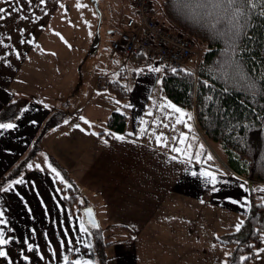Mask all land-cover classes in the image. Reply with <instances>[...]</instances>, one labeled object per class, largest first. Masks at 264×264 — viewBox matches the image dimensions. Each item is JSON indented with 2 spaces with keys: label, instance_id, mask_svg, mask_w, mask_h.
Segmentation results:
<instances>
[{
  "label": "crops",
  "instance_id": "1",
  "mask_svg": "<svg viewBox=\"0 0 264 264\" xmlns=\"http://www.w3.org/2000/svg\"><path fill=\"white\" fill-rule=\"evenodd\" d=\"M22 2L27 5V0ZM61 2L68 9L66 13L56 0H47L49 13L44 15L38 0H33V9L41 15L39 22L18 20L14 18L15 14L7 18L6 23L0 22V39H6L4 34L11 31L13 43L24 53V57L19 60L11 55V66L0 62V110L13 101L15 109L29 105L23 115L18 113L15 116H19V126L16 129L0 130V178L23 155L31 138L42 131L46 133L44 137L56 140L54 147L63 155L62 162L58 163L68 174L64 176L65 179L80 190L86 206L97 208L103 225L119 224L132 231L129 242L108 245L104 255L105 264H220V261L226 259L223 253L230 252V246L217 242L214 236L233 231L232 225L236 218L241 216L245 220L249 210L223 199L225 193L244 194L239 188L241 176L231 175L233 172L222 159L217 165L205 160L201 164L194 158L189 163L187 157L172 150V145L180 146L178 142H171L168 147L159 146L146 139L152 134L147 130L143 136H129L125 141L111 137L108 139L109 144L104 145L95 135L72 128L73 123L86 126L79 119L84 115L94 122L93 131L102 130L95 123L107 118L111 110L106 116L104 109L108 110V106L114 102L111 99L113 95L108 91H100L98 94L97 78H114L113 73H117L120 78H124L127 73L134 75L133 67H138L139 64L144 66L145 63L141 57L126 58L110 50L109 40L123 26V21L111 25L112 21H109V16L104 12V23L99 26L103 34L94 46L97 13L92 3L89 5L87 0H82L87 7L77 9L76 0ZM5 3L11 5L12 0H0V6ZM102 6L104 9V5ZM119 6L127 9L124 11L127 16L133 13L132 0H119ZM25 12L27 13V9ZM62 15L71 19L73 24L62 20ZM84 19L91 23L85 25ZM40 23L56 28L72 47L64 45L47 28L41 29ZM17 25L26 27L40 45L49 51L39 52L35 45H19ZM89 30L92 35H88ZM101 39L106 41L111 67H97L94 70L85 66V62L87 57L93 56L99 49L100 54L103 52ZM53 52L56 54L53 55ZM121 58L126 62H121ZM128 63L131 66H125ZM88 70L94 73V82L91 90L85 92L84 100L78 104L77 97L88 76ZM40 100H51L46 102L51 107L44 108L39 103ZM55 114L61 115L58 122L42 129L43 123ZM136 117L131 119L132 126L126 118V133L140 130ZM32 119L37 120L36 125L29 123ZM64 119L69 120L67 125L62 123ZM175 156L180 158L173 159ZM201 157L204 159L202 154ZM213 165L216 166L215 169L212 168ZM201 167L223 170L228 175L222 179L231 183L217 185L221 189L220 193L211 192L206 178L191 175L193 170L198 172ZM20 174L24 175L26 181H36L34 186L29 183L16 186L28 202L27 205L15 191L0 192V208L5 210L9 220L6 231L10 229L9 234L20 238L8 246L15 264H25L18 256L20 248L24 247L22 241L25 236L40 245L46 258L50 256L48 240L52 242L53 248H57L58 254H65L64 249L58 248V243L64 238V228H78L79 210H67L62 195L55 192L61 181L55 179L50 170L40 172L32 169L28 172L20 171L18 175ZM260 185L262 184L257 187ZM255 194L264 198V192L256 191ZM54 196L61 201L60 208L53 200ZM41 199L44 204L40 203ZM45 206L48 209L47 215ZM28 208L32 211L29 212ZM68 213L72 215L71 222L68 220ZM94 216L96 218L95 212ZM32 228L37 231L35 237H31ZM45 232L48 233L47 240ZM77 234L86 237L92 244L91 235L75 231L71 233L73 237ZM213 244L215 247H212ZM76 246L81 248L79 255L95 260L91 255L92 250H88L86 245ZM259 247L264 248V244L260 243ZM28 254L32 258L31 264H45L34 252ZM66 254L70 257L74 255L72 252ZM0 264H6L3 258H0ZM52 264H58V260H53ZM250 264H264V254L260 260L253 258Z\"/></svg>",
  "mask_w": 264,
  "mask_h": 264
},
{
  "label": "trees",
  "instance_id": "2",
  "mask_svg": "<svg viewBox=\"0 0 264 264\" xmlns=\"http://www.w3.org/2000/svg\"><path fill=\"white\" fill-rule=\"evenodd\" d=\"M200 2L202 0H158V20H167L179 32L202 47L200 61L194 73L179 71L181 68L176 73H171L167 71L169 66L165 65L162 91L174 103L191 111L194 122L206 139L221 147L228 169L248 181L252 207L248 210L242 229L217 234L214 240L230 246L232 256L227 257L230 264H250L254 257H249L244 262H241L239 257L250 252L253 245H260L257 233L258 230H264V207L258 203L262 197L257 196L253 189L258 184H264V127H261L264 125V90L259 88L264 80V17L253 13L250 20L246 21L248 26L236 43L237 63L245 74L257 82L258 90L253 96L242 84L223 79L219 69L223 68L228 60L225 53L227 43L214 31L210 17L204 16L199 9L188 6ZM204 80L211 83L204 85ZM96 88H107L116 99L122 102L127 100L128 92L118 79L110 80L100 76L96 80ZM225 88L229 89L226 93ZM15 106L12 102L5 105L0 110V120L14 119L19 113V107L15 109ZM60 116H51L50 120L48 119L50 123L45 127L57 123ZM125 123L126 116L113 109L105 120V127L126 133ZM99 132L103 135L102 130ZM33 155L34 152L27 158ZM24 161L25 158L8 169L1 176L0 183L17 176ZM56 165L61 175L68 176L65 169L58 163ZM70 184L71 188H64L62 183L58 185L69 195V199H64L61 194L67 210L72 212L79 210L75 206L78 205L81 193L75 184ZM104 229L108 232L98 233L94 241L95 248L102 253L105 246L115 242H129L132 237V231L123 225L109 223ZM105 260L103 253L102 264H105Z\"/></svg>",
  "mask_w": 264,
  "mask_h": 264
},
{
  "label": "snow or ice",
  "instance_id": "3",
  "mask_svg": "<svg viewBox=\"0 0 264 264\" xmlns=\"http://www.w3.org/2000/svg\"><path fill=\"white\" fill-rule=\"evenodd\" d=\"M39 6L41 8V11L44 15H47L49 13V8L47 7V0H38ZM56 3L60 5V8L63 12H67V7L61 2V0H56ZM33 0H27V5H25L22 0H12V4L5 3L4 6H0V22H5L7 18L13 17L18 20H24V21H36L39 22L41 20V15H38L37 12L32 7ZM189 7H194L196 9H199L204 16L210 17L213 22L214 31L216 34L225 39L227 46L225 48V53L228 55V60L225 63V66L223 68H220L219 71L223 74V79L229 82H235L242 84L246 90L250 92L253 96L257 93V82L254 79H251L247 74H245L240 65L237 63L238 56L236 55L237 48L236 43L239 40L243 30L248 26L246 21H249L253 13H258L259 16L264 17V0H202V2L197 3L195 5H188ZM75 7L77 9H83L87 7L86 3H83L82 0H76ZM25 9H27V13L25 12ZM95 14V13H94ZM83 15V13H81ZM62 20H66L68 24H73V21L71 19H68L66 16H61ZM83 23L85 25H89L91 22L87 19L83 20ZM216 25H222V28L215 27ZM79 27V25H76ZM39 27L41 29L47 28L48 31L55 34L64 45H66L68 48L72 47V44L68 41V39L56 28L49 27L43 23L39 24ZM16 34L18 37V44L24 45V46H31L35 45L36 50L39 52H47L48 49H45L42 47L38 40L34 36H32L29 33V30L26 27H21L17 25L16 27ZM6 39H0V62H2L3 65L11 66L12 60L9 58L11 55H14L17 60L22 59L24 57V53L20 51L19 47L12 41V33L11 31L6 32L5 34ZM88 35H92L91 30H89ZM53 55L56 53L53 52ZM144 55H147V53H144ZM30 59V57H28ZM119 63V61H117ZM166 66L163 64H152V63H146L143 68L136 67L133 69L134 73L139 75L145 70H147L149 73H155L160 76V78H157L155 81V84L157 86H160L161 91L163 87V79L162 76L165 72ZM167 71H170L171 73H176L178 71L177 67H167ZM179 71H182L184 73H192V69L184 67L179 69ZM117 73H113V76H116ZM204 85H209L211 82L209 80H204L202 82ZM124 90L127 92L133 91L132 87L128 84H123ZM259 88L261 90H264V80L259 85ZM98 94L100 91L107 92L108 89H98ZM153 91H156L154 88ZM229 89L225 88L224 92H228ZM212 97H208V99H211ZM115 105H117L114 108L115 112L123 113L125 116L128 115V113L125 111V109H132L134 105L131 102L127 101H121L119 99H116L115 97L111 98ZM149 100H152L153 103H157L154 97H149ZM14 103V101H13ZM39 103L43 105L44 108L48 109L51 107L50 104L46 103L44 100H40ZM159 108L161 110L165 109H171L172 111L165 113V118L171 117L173 115V112L178 114L176 115L175 119L177 123H183L184 126L188 129H192L193 125L189 123L192 119V114L188 112L184 107L178 105L177 103H174L171 99H169L168 96H163L159 101ZM29 109V105L25 104L23 107L19 108V113L23 115L27 110ZM148 115H152V109L149 107ZM19 119V116L15 117V119H4L0 120V130L8 131V130H14L19 125L17 123V120ZM81 121L84 122V125L82 126L80 123H73L71 124L72 128L79 129L86 133H91L92 135H95L99 138L100 142L104 145L109 144V140L106 137H112L115 140L118 141H125L128 139L129 136H143L145 134V131L153 132V129L148 127L147 121L137 116L136 119L139 121V128L140 130L132 133L131 131L127 133H122L119 131H113L109 127H105L104 125H101V129L103 132V135L99 131H93V124L94 122L84 115H81L79 117ZM30 124L36 125L37 120L32 119L29 120ZM63 124H68L69 120L64 119L62 120ZM162 121L159 118L153 119L152 124H160ZM169 127H174V125L169 124ZM59 127V125H57ZM261 127H264V125H261ZM2 134V133H0ZM155 135V143L160 145H166L167 144V137L164 132H154ZM188 133L187 132H181L178 137H171V139L178 140V143L180 146L172 145V150L176 153H179L183 157H187L189 163H191V160L194 158L197 161H199L201 164L205 163L204 159L201 157V151L204 149V145L201 143L198 145V147L193 150V145L191 143H188L187 141ZM193 139H196L193 137ZM43 160L41 162L36 161H27L26 167L28 169H37L40 172H44L46 170H50L51 174L54 176L55 179L61 181L64 185V188H71L72 184H70L68 179H65L63 175H61V172L53 166V164L48 159L47 153H42ZM173 159H179L180 156L172 157ZM207 159L212 160L213 156L209 152L207 153ZM46 166V168H45ZM213 169L216 168L215 165L212 166ZM187 171V169H185ZM191 175L206 178L207 183L211 186V192L213 193H220L221 189L217 187L219 184H227L231 183V181L227 179H222L223 177H226L228 174L225 173L223 170L216 171L211 170L208 167H201L199 171L193 170L191 172ZM231 175L235 176V173H232ZM241 182L239 183V188L243 190V195H233L225 193L223 194V199L226 201H229L235 205H238L244 209H250L252 207V204L250 202V197L248 195L249 191L251 189L247 187L248 181L244 180L242 177L239 178ZM26 183L32 184L33 186L36 184V181H26L23 174L17 175L14 178H7L3 181L2 184H0V192H8V191H15L16 194L20 197L22 201H24L25 205H27V201L24 199V196L17 190V185H25ZM255 191L258 192H264V184L258 186ZM55 192L57 194H63L64 199H69V195L67 193L63 192V189L56 188ZM39 195V193H37ZM53 200L56 201L57 207H61V201L57 200V198L54 196ZM203 202V201H202ZM41 204H44L43 199L40 201ZM83 203V201H81ZM258 203L264 207V198H261ZM28 211L31 212L32 209L28 208ZM84 212L87 214V219L84 217L78 218V228H64L63 229V237L59 240L58 248L64 249L65 254L60 255L58 254L57 248L52 247V242L50 240L47 241L48 245V253L50 254L49 257L46 258L45 253L41 250V247L37 243H33L30 240V237L25 236L23 238V245L24 247H21L18 256L22 258V260L25 262V264H31V256L28 253H35L36 256L39 257L40 260H44L45 264H52L53 260H58V264H97V262L94 259L88 258L86 256L79 255L81 252V248L77 247L76 245H86V248L90 250L92 248V244L89 243L86 239V237H80L78 234L73 237L71 233L73 231L77 233H84L86 236L91 235L90 228H99L100 225L95 219L93 209L91 207H87L84 209ZM48 214V209L45 206V215ZM68 220L71 222L72 215L71 213H68ZM245 223L244 219L241 216H238L236 218V222L232 225L233 229L235 231H240L242 229L243 224ZM9 225V220L5 214V210L0 208V258H3V260L6 262V264H15V261L10 254L8 246L18 241L20 238L15 237L11 234H9V231H6ZM37 235V231L35 228L31 229V237H35ZM215 235V234H214ZM258 238L261 244H264V230H258ZM44 237L47 240L48 233H44ZM217 239L219 237L217 236ZM239 243V241H237ZM71 246V247H69ZM212 247H215V244L212 245ZM67 252H72L74 255L73 257H70L67 255ZM262 254H264V248L259 246H252V250L250 252H247L244 255H241L239 257V260L241 262L246 261L249 257H254L257 260H260L262 257ZM224 257L226 259H223L220 261V264H230L227 257L232 256L231 252L225 251L223 253Z\"/></svg>",
  "mask_w": 264,
  "mask_h": 264
},
{
  "label": "rangeland",
  "instance_id": "4",
  "mask_svg": "<svg viewBox=\"0 0 264 264\" xmlns=\"http://www.w3.org/2000/svg\"><path fill=\"white\" fill-rule=\"evenodd\" d=\"M87 1H88V4L90 5L91 4L90 1L89 0H87ZM155 1H156L155 7L157 5V7H156V9H157L158 8V0H155ZM102 5H104V9H103ZM98 6H99L101 13H103L101 15V20H100L101 24L100 25H102L104 23V14L105 13H107V16H109V19H110L109 21H112L110 23L111 25L114 22L118 23L119 21L120 22L123 21V23H124L125 17L127 16V13H124V11H126L127 9L126 8L121 9V7L119 6V0H98ZM96 22H97V20H96ZM118 24H120V23H118ZM121 28L117 29V31L121 30ZM95 30H96V24L94 27V32H95ZM99 33H100V36H102V34H103L102 28L99 29ZM100 46H102L103 52L100 54L101 50L99 49L97 52L93 53V56L87 57L86 62H85V66L90 67L94 70L97 67H104V68H110L111 67V64L108 60V56H110V53L108 52L106 41H103V39H101ZM193 49H195L196 51L199 52V58H197V61H198L197 62L196 56L192 57L191 62L188 63L187 68L192 67L193 68L192 72L197 68V65L200 61V55L202 52V47H200L198 42L194 41L193 42ZM121 62L124 63L126 61L121 58ZM125 66H131V64L128 63ZM138 67L142 68L143 66H142V64H139ZM133 68L135 69L136 67H133ZM93 74L94 73L91 70H88V76L83 83L82 89L80 91L79 97H77L76 103H78V104L81 103V101L84 100V98L86 97L85 92L91 90L93 82H94ZM133 74L134 75H132V73H127L124 78L123 77L120 78V76H117V75L114 76V78L120 80L123 84L126 83V84L130 85L133 89V91L128 92L127 102H131L134 105V107L132 109H125V111L128 113L126 118H127V121H128L130 126H132L131 119L134 120L135 116L139 115V117L144 118L148 123V127L153 129L152 134L149 135L150 137L149 136L146 137L147 140L155 142L154 132H164L165 133L166 137L168 138L167 144L166 145L157 144V145L162 146V147L170 146L171 142H172V144H173V142H178V140L171 139V137H178L181 132H187L188 133L187 141H188V143H191L193 145L194 150L198 147L199 144L202 143L204 145V149L201 151V154H202L205 161L214 162L217 165V164L221 163V159L224 160V155H223L221 147L218 144L210 142V141H208V139H206V137L198 129L193 118L190 121H188L189 123H191L193 125L192 129L186 128L183 123H177L175 117L178 114H176L174 112H173V115L171 117H168L167 119L165 118V113L170 112L172 110L171 109L161 110L159 108L158 101L163 96H165V94L163 91H161L160 86H157L155 84L156 79L160 78L158 74L149 73L147 70H145L144 73L139 74V75H137L135 73H133ZM114 78L111 76L108 77V79H110V80H113ZM131 78H132L133 82L131 81ZM154 88L156 89V91H153ZM150 96L154 97L155 100L157 101V103L154 104L152 100H149ZM105 99H107V96L105 97ZM44 101L49 102L51 100H44ZM105 103H107L106 100H105ZM116 106L113 103H111L108 106V110L104 109V114H106V116H107V113L110 110L114 109ZM149 107H151V109H152V115L151 116L148 115ZM138 109H141V110L138 111ZM186 110L191 113L190 110H188V109H186ZM156 118H159L162 121V123L155 124V125L152 124V120L156 119ZM48 119L50 120V117ZM48 119L46 120L47 122L45 121L43 123L42 129L44 128V126H46L50 123V121ZM105 120H106V118H102V119L96 121V123H95L96 126L97 127H101V125L105 126ZM169 124L174 125V127H169L168 126ZM45 134L46 133L39 131L35 135V137L31 138V140L28 144V148L25 150L23 155L13 165H15L17 162H19L25 158V161L22 165L21 171L28 172L32 169H28L26 167V162L27 161L41 162L43 160L42 153H47L48 159L53 164V166L57 168L56 163H58V161L62 162L63 155H60L58 153L59 149L54 147L56 140L50 139L48 136H47V138L44 137ZM193 137H195L196 139H193ZM33 152H34V155L31 158H27V156L32 155ZM209 152L213 156L212 160L207 159V153H209ZM13 165H11V167ZM11 167H9L8 169L10 170ZM45 168H46V166H45ZM8 169L4 172V174L8 171ZM63 187H64V185H63ZM253 189L255 191L256 186ZM255 193H256V191H255ZM81 201H83V203H81ZM75 207H77L79 209L80 217H84L86 219L84 209L87 208V206H86L85 198L83 197V195L78 197V205ZM93 211L95 212V215H96L95 219L99 223L100 227L98 229L97 228H93V229L90 228L89 229L91 232V237H92V248L90 249V250H92V252L91 251L90 252H91V255L94 256L97 264H102L103 263L102 254L104 253V255H106L105 251L107 252L106 248L108 246H105V248H104L105 251H103V253L100 250L96 249L95 245H94L95 235H97L98 233L105 234L108 231L106 229H104V225L102 223L103 221L101 220V218L99 216L100 214L98 213L97 208L96 209L93 208ZM71 257H73V256H71Z\"/></svg>",
  "mask_w": 264,
  "mask_h": 264
},
{
  "label": "built area",
  "instance_id": "5",
  "mask_svg": "<svg viewBox=\"0 0 264 264\" xmlns=\"http://www.w3.org/2000/svg\"><path fill=\"white\" fill-rule=\"evenodd\" d=\"M155 2L132 0L133 13L125 18L121 30L110 39L109 48L126 58L141 57L145 64L187 67L192 57L196 56L197 61L199 52L193 49L192 39L181 34L167 20H158Z\"/></svg>",
  "mask_w": 264,
  "mask_h": 264
},
{
  "label": "water",
  "instance_id": "6",
  "mask_svg": "<svg viewBox=\"0 0 264 264\" xmlns=\"http://www.w3.org/2000/svg\"><path fill=\"white\" fill-rule=\"evenodd\" d=\"M89 1L92 3V5H93V7H94V9H95V11L97 13V22H96V30H95V41H94V46H96L97 42L99 41V36H100V34H99V26H100V20H101V11H100L99 6H98V0H89ZM85 216H86V219H87V214L86 213H85ZM91 229H93V228H91Z\"/></svg>",
  "mask_w": 264,
  "mask_h": 264
}]
</instances>
